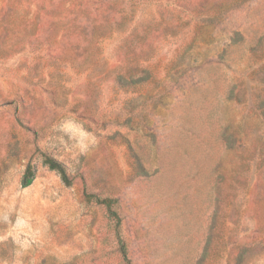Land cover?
Segmentation results:
<instances>
[{
	"label": "rangeland",
	"instance_id": "1",
	"mask_svg": "<svg viewBox=\"0 0 264 264\" xmlns=\"http://www.w3.org/2000/svg\"><path fill=\"white\" fill-rule=\"evenodd\" d=\"M259 107L264 0H0V264H124L84 190L130 264H264Z\"/></svg>",
	"mask_w": 264,
	"mask_h": 264
},
{
	"label": "trees",
	"instance_id": "2",
	"mask_svg": "<svg viewBox=\"0 0 264 264\" xmlns=\"http://www.w3.org/2000/svg\"><path fill=\"white\" fill-rule=\"evenodd\" d=\"M261 106V105H260ZM258 111L260 115L264 116L262 113V109L260 107L258 108ZM42 164L49 170L53 171L60 177L61 182L66 187H70L72 185V180L68 176L65 167L55 159L42 155ZM34 169L30 164H27L25 167V170L22 174V177L20 179V186L21 188H26L29 185H31L33 179H34ZM84 199L88 203H95L97 205L102 206L105 209L106 216L110 223L112 224L113 230H114V236L117 242L118 251L120 253L121 259L124 264H130V260L128 258L127 254V248L123 242V239L121 237L120 233V226H121V219L115 209L117 205V200L109 197H103L100 198L94 194H90L84 190Z\"/></svg>",
	"mask_w": 264,
	"mask_h": 264
}]
</instances>
